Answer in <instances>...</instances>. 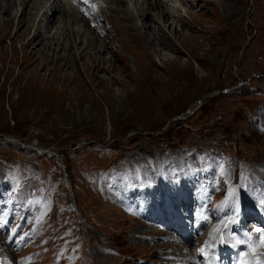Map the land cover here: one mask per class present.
Here are the masks:
<instances>
[{"label": "rangeland", "instance_id": "obj_1", "mask_svg": "<svg viewBox=\"0 0 264 264\" xmlns=\"http://www.w3.org/2000/svg\"><path fill=\"white\" fill-rule=\"evenodd\" d=\"M81 1L83 14L67 6L60 18L63 37L56 26L38 29L37 56L23 45L29 33L9 43L0 14L8 264H151L145 236L157 235L152 247H179L192 229L197 237L183 250L197 254L211 241L218 205L234 195L250 205L239 202L246 232L264 235V0H163L173 15L156 42L153 0H125L122 12L116 0ZM88 26L103 35L84 32V44L72 30ZM55 33L61 49L49 46ZM65 49L69 59L47 55ZM197 154L207 155L200 170L191 166ZM231 230L214 242L231 241ZM252 253L254 264L264 260Z\"/></svg>", "mask_w": 264, "mask_h": 264}, {"label": "bare ground", "instance_id": "obj_2", "mask_svg": "<svg viewBox=\"0 0 264 264\" xmlns=\"http://www.w3.org/2000/svg\"><path fill=\"white\" fill-rule=\"evenodd\" d=\"M8 1H12L14 3V6H12V8H8L6 6V4H4V3L8 2ZM73 1L75 3H77V4H79L78 0H73ZM116 1L119 4V8L117 7L118 8L117 10L121 11L120 8L124 7L125 0H116ZM153 1H154V3L152 4V7L155 10H157V16H158L157 17L158 18V22L157 23H158V25L155 28L152 27L150 29V31H149V34L151 35V40L150 41L151 42L152 41L156 42L157 41V37L156 36H157L158 32H161V34H162L161 27L165 28V26L167 25V27H168L167 29L170 28L171 22H168V18L170 19L171 16L173 15V13H172V9H169V8L166 7V5H167L166 1H163V0H157V1L153 0ZM12 2H11V4H12ZM40 2H41V5H42V10L40 11V15H38L37 10L39 11L38 6H40V5H39L38 1H36V0H0V14L4 15V17H6L5 22H6L7 26L8 27L11 26L10 27V33H9V36H8V38L10 39L9 43H11L13 41L14 36L20 37V36L26 35V33H29L28 34L29 36H28V38L25 39V41L23 42V45H26L25 47L28 49V50H26V52H28V54L31 55V56H37L38 52L40 51V48L39 49L36 48L41 43V41H37V40H39L38 37L41 36L40 35L41 32L39 33L38 29L42 30L44 28H47L49 30L50 25H52L53 27L56 26L55 32L59 29L60 30L59 33L61 34V36L63 37V35H64L63 34L64 32L62 33L63 30L60 29V27H62L63 25L60 26L59 22H60V18H62L63 15H65L67 13V10H66L67 6L62 5V3L59 0H41ZM48 4H50V6L52 4L51 8H50V6H48ZM80 4H82V3H80ZM125 6H127V5H125ZM127 9H128V7H127ZM125 10L126 9L124 8V11ZM128 10L131 11L130 9H128ZM12 11L14 12V14H12ZM36 16H38V17L35 20L36 24H34L33 20H34V18ZM131 16L133 18H135L134 15H131ZM139 16L140 17L144 16L145 17L144 19H146L147 18L146 17V9H142L141 8L140 12H139ZM65 17H66V15H65ZM78 21H81L85 25H87L89 23V21H86L85 19H82L81 17H79ZM92 21L94 22V27H93V29H94L97 26V22L94 21V20H92ZM68 22H70V21H68ZM74 23H75V21H74ZM146 24H147L146 20H141L140 24H137V25H139L138 27H140L142 29H145L146 28ZM64 25H66V24H64ZM89 27L90 26L87 27L88 30L82 27L81 31L79 29L74 31V28H73V30H72L73 31V35H77L76 38L79 40V42H81V43L83 42L85 44V42H84L85 39H84V35H83L84 32L89 33V36H92L93 38L95 37V35H94L95 32H97L100 35V33H101L100 31H95L94 33L93 32L90 33V31H89L90 28ZM149 27H151V26L148 25V28ZM78 33H79V36H78ZM153 33H155L156 36H154ZM58 35L54 37L56 39L55 43H53L54 41H52L49 44V46L52 45L53 49H55L57 47V46L55 47V45H57V44H60V46H61L60 49L64 45V44L62 45L61 42L58 41L59 40V36ZM45 37H46V35H45ZM64 37H66V36H64ZM67 38H65L64 41ZM71 39L72 38H70V40ZM67 41H69V40H67ZM104 41H107V40H103V43H104ZM97 49H98L99 52L101 50H103L102 46L100 48L97 47ZM47 50H49V49H47ZM80 52H82V51H80ZM40 53H42L44 55L43 51L40 52ZM83 53H84V51H83ZM71 54L72 53L70 52V50L68 51V49L67 50L65 49L62 53L56 52L55 54L54 53L50 54L49 52H47V55L49 57H51V59H55L56 58L57 60L69 59ZM66 55H67V57H65ZM40 56H39V58H40ZM47 59H49V58H47ZM239 201H240V203L241 202L242 203L245 202L244 198H239ZM245 203H246V206L250 207V205L247 202H245ZM253 204H254L253 207L255 209H257V205L255 203H253ZM243 206H245V205H243ZM230 216H231L230 214L221 216L216 222H214L212 224V226L210 227V229L208 230V233H209L208 237H211V239H212L213 236L217 232L227 231L229 228H231L232 217H230ZM228 226H230V227H228ZM243 231H246V228L241 226L240 229H239V233L240 234L237 237H231L228 234V232H226L225 235H226V237L229 236V238H232L236 243H241V244L244 245V250L245 251H244V253L242 255V260L245 263L250 264L255 259L256 253H252V252H255L256 249L260 250V253H259L260 256L264 255V239L258 237L254 230L253 231H249L248 233H245V234L243 233ZM159 232L160 233H158V234H165V233H163L161 231H159ZM156 236L157 235H150V236L147 235V236H145L150 242V243H147V246H148V248L150 250L151 264H171L168 261L169 255L168 254H164V252L166 250H168V249H172L173 250V252L171 253V255H172L174 253H177V252L181 251L184 247L183 246L178 247L176 242H172L171 244L169 242V245H165V246L159 245L157 247H152L154 245V243H155ZM184 242H188V238L185 237ZM1 243L2 242L0 241V264H8L6 253L1 248ZM5 246L6 247H11V244L6 241ZM15 255H16V253L12 254L10 257L16 258ZM198 260H199V257H197L196 259L195 258H190V259H188L187 263H185V264H195V262L198 261Z\"/></svg>", "mask_w": 264, "mask_h": 264}]
</instances>
